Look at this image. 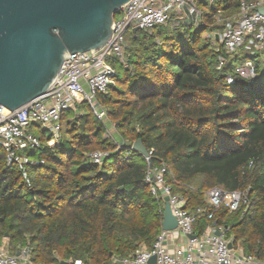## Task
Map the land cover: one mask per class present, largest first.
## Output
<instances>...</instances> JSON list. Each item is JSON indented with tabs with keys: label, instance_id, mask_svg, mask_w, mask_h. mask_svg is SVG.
<instances>
[{
	"label": "trees",
	"instance_id": "trees-1",
	"mask_svg": "<svg viewBox=\"0 0 264 264\" xmlns=\"http://www.w3.org/2000/svg\"><path fill=\"white\" fill-rule=\"evenodd\" d=\"M240 1L196 0L197 22L168 20L126 35L125 60L113 62L107 91L96 93L116 139L82 101L62 113L58 144L47 146L51 135L36 130L41 147L26 154L42 163L8 165L0 150V242L12 253L28 246L33 264H117L141 244L151 247L164 202L145 181L144 156L130 147L140 139L150 164L167 166L165 182L186 209H201L195 233L216 221L233 246L263 259L264 66L243 50L228 56L216 37L217 17L235 15ZM220 55L227 61L217 68ZM247 58L257 75L235 76ZM96 150L106 153L100 164L89 156ZM215 186L247 190V202L212 210L206 192Z\"/></svg>",
	"mask_w": 264,
	"mask_h": 264
},
{
	"label": "built area",
	"instance_id": "built-area-1",
	"mask_svg": "<svg viewBox=\"0 0 264 264\" xmlns=\"http://www.w3.org/2000/svg\"><path fill=\"white\" fill-rule=\"evenodd\" d=\"M264 6V0H241L238 12L230 18L217 17L222 23L217 39L222 44L224 53L228 56L237 55L241 50L250 56H259L264 66V14L258 11ZM183 12L186 18L194 22L200 19L201 13L196 0H130L114 18L110 39L97 51L73 53L66 59L53 84L41 96L36 97L22 106L9 110L0 105V150L5 154L8 165H23L31 163L26 151L41 147L36 130H44L51 137L47 146L58 144L61 135V115L66 110H76L78 103L86 101L94 116L103 124L110 120L106 109L97 100L96 93H105L115 73L114 61L123 62L126 51V35L133 27L150 31L155 26L166 23L174 15ZM112 23V24H113ZM227 59L220 55L217 68H221ZM235 76L250 78L257 75L254 61L244 59L234 67ZM227 81L232 83L233 76ZM107 123V124H109ZM117 133V132H116ZM118 133L113 137L116 139ZM123 145V142L120 144ZM131 147V146H130ZM148 151L145 158L150 163ZM94 163L100 164L106 153L93 151L89 154ZM42 163V160L32 162ZM167 166L147 167L145 181L150 185L151 193L160 198L165 205L168 202L172 214L177 219L174 229L163 230L156 237L151 247L141 244L134 252L126 256L114 258L117 264H148L149 258L155 256V264H264L252 254H247L243 248L233 246L231 238L224 236L222 226L207 225L202 233H195L197 214L186 209L185 199L179 193H174L171 186L165 182ZM245 191L227 192L221 187L207 190L208 206L216 210L222 205L230 211L236 210L241 203L247 202ZM212 213L208 214V218ZM219 230L221 234H216ZM191 235L195 237L191 238ZM231 243V247L228 243ZM18 253V254H17ZM0 264H33L30 261V248L23 246L15 253L0 245ZM68 264H85L76 259Z\"/></svg>",
	"mask_w": 264,
	"mask_h": 264
},
{
	"label": "water",
	"instance_id": "water-1",
	"mask_svg": "<svg viewBox=\"0 0 264 264\" xmlns=\"http://www.w3.org/2000/svg\"><path fill=\"white\" fill-rule=\"evenodd\" d=\"M129 1L0 0V105L14 110L43 95L71 54L99 50L111 37L116 14ZM258 11L264 14V6ZM131 149L144 157L148 154L140 139ZM176 226L177 219L165 202L161 228ZM148 264H155L154 255Z\"/></svg>",
	"mask_w": 264,
	"mask_h": 264
},
{
	"label": "rangeland",
	"instance_id": "rangeland-1",
	"mask_svg": "<svg viewBox=\"0 0 264 264\" xmlns=\"http://www.w3.org/2000/svg\"><path fill=\"white\" fill-rule=\"evenodd\" d=\"M178 19V20H184L186 19V16L183 12H180L178 15H174L172 16V18L170 19L171 22H175V20ZM219 22V21H218ZM211 32L207 34V36H211ZM127 46V45H126ZM261 59V58H260ZM260 62H262V60H260ZM260 62H258L260 64ZM106 124H104L105 128H106V135L109 136L111 139H113V137L117 134L116 133V130L113 128V125L111 123H109L108 121H105ZM109 123V124H107ZM63 125L61 127V132L63 131ZM0 245H3L5 248H7L9 250V252H11L10 250V246L7 242V240H3L0 242ZM12 253V252H11Z\"/></svg>",
	"mask_w": 264,
	"mask_h": 264
}]
</instances>
